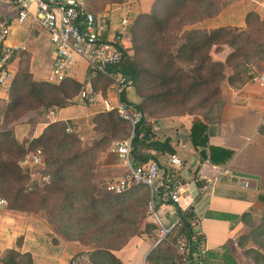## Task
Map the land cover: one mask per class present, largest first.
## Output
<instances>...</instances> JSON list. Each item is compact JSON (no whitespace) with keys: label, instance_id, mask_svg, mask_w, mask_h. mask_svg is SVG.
Listing matches in <instances>:
<instances>
[{"label":"trees","instance_id":"16d2710c","mask_svg":"<svg viewBox=\"0 0 264 264\" xmlns=\"http://www.w3.org/2000/svg\"><path fill=\"white\" fill-rule=\"evenodd\" d=\"M113 1L115 0H87L86 4L91 13L98 15L103 12L106 3ZM190 6L194 10L208 12V16L205 17L216 14L209 10H222L224 7L217 8L216 3L211 0H154L148 12L131 15V19L129 18L128 32L131 30L132 40L129 42L121 64V70L132 81V89L140 102L138 104L130 102L126 93L121 96L120 100L142 115V119L133 129L129 158L133 166H139L148 161L157 163L159 170L162 171L163 184V187L157 190L158 193L164 187L177 183L173 169L160 164L162 160L176 155L177 151L170 138L160 140L156 137L153 124L147 115L149 106H184L198 96L200 100L197 106L216 107L219 113L224 103L214 101V99L220 96V86L213 91L206 88L213 83L224 81L232 87L241 81L242 76L248 80L249 67L241 70L242 65L237 61L243 59L244 63H247L255 58L264 59V20L256 12L246 14L245 30L232 27L208 30L190 29L178 32L179 34L172 39H166L165 34L168 31L171 32L167 23L178 19L182 15V10ZM200 20L192 25L198 24ZM250 28H252L251 31H249ZM142 33L145 34L144 39H142ZM218 45H226L231 49L225 59L215 60L213 58L211 52ZM143 54L144 58H142ZM149 60L153 65L160 67L158 72L148 69ZM21 62H25L26 69L13 74L6 99L0 101L2 105L5 104L3 108H0V117L5 123L0 129V197L3 196L9 201L8 210L29 212L38 209L32 204L33 198H40L37 205L45 204L51 195L64 192V183L71 178H69L68 167L74 162L80 165L82 157L90 156L110 141L117 139L120 134L126 133L128 128L132 132V128L127 121L119 118L115 110L98 113L93 119L94 131L97 132L93 146L65 159L52 156L48 158L42 147L54 143L56 149L62 150L71 149L79 143V138L72 130L74 125L70 122L48 123L37 137L24 138L19 141L13 131L6 127V123L17 122L31 111L38 112V119L44 120L53 111L75 106L73 100L80 96L88 83L92 87L94 103L89 104L87 100L83 102L90 107L95 106L100 103L99 97L105 96V91L110 84L108 79L92 71H88L90 78L84 83L68 77L59 84L36 81L29 73L28 59L21 60ZM38 123L40 122L35 124ZM67 129L71 131L67 132ZM258 133L264 136V125L259 128ZM211 135L212 131L204 119L196 116L190 120L188 148L190 146L193 150L191 153L197 156L198 166L203 162H208L212 166H223L235 154L228 149L209 146ZM37 150L42 151L41 173L49 176L47 183L32 181V170L20 167V161ZM184 164L185 160H182V165ZM78 168L82 169L80 166ZM86 173L84 175L87 178L82 182H91V188L90 194H83V197L89 204L90 212L122 205L121 194L108 191V186L112 184V181L105 182L103 188H98L99 185L92 183L95 176ZM18 184L21 186H16ZM136 187L148 188L141 185ZM73 192L66 193V197L72 195ZM41 197L44 198L41 199ZM259 201L264 204L263 197H260ZM176 212L180 221L166 236L173 247L179 238L190 237L193 227L198 224V219L192 209L181 211L176 207ZM252 213L254 210L240 217H222L230 220L240 219L246 225L247 218L249 219L250 215L252 217ZM257 214L259 213H254V216L257 217ZM117 219L120 220L121 216ZM148 227L150 230L154 229L152 225ZM247 233L240 237L241 244L246 246L249 241L254 242L258 237L264 238V214L261 216L259 225L249 234ZM197 238L201 239V236ZM246 255L252 258L254 264H264V246L259 250L250 248L246 251ZM89 256L91 264H95V257L106 259L110 264H121L109 253L94 252ZM176 259L177 257L174 260ZM175 261L168 264H174ZM160 262L161 258L154 257L152 254L146 258L147 264H160ZM0 263L33 264L29 254H20L15 250H7L0 258Z\"/></svg>","mask_w":264,"mask_h":264},{"label":"crops","instance_id":"0c3cea01","mask_svg":"<svg viewBox=\"0 0 264 264\" xmlns=\"http://www.w3.org/2000/svg\"><path fill=\"white\" fill-rule=\"evenodd\" d=\"M86 1L84 0L88 10ZM258 1L243 0L240 6L244 10H254L252 9L253 4L256 7ZM153 2L154 0L113 1L106 3L103 12L98 15L107 14L112 23L116 25L126 10L130 18L131 15L148 12ZM15 18L16 11L12 6L7 2L0 5V26L7 25L10 28L6 45L18 48L11 61L13 74L17 72L21 59H28V69L33 79L47 81L53 63V50L48 34L30 21L18 24ZM222 19L214 20L209 26L205 22L198 23L190 29H216L224 25ZM232 20L233 18L229 17L227 22L232 24ZM243 23L241 21L237 26L243 27ZM88 74L86 63L76 58L69 70L68 78L84 83L90 78ZM89 86L91 87L88 83L85 89ZM126 94L128 100L133 101V98H129L128 92ZM260 94L258 98L244 97L225 102L220 112L216 114L215 120H211L214 123L207 121L212 131L209 146L228 149L235 153L226 165L212 166L208 162H203L198 166L197 156L190 152L191 154L184 159L185 164L181 168H173L174 178L177 179L176 185L180 188L183 203H186L184 210L192 209L198 219L196 231L205 242L206 264H254L252 258L246 255V251L250 248L240 242L246 225L240 219L230 220L222 216L240 217L250 213L259 209V198H264V136L258 133L259 128L264 125V101L261 100ZM99 98V105L102 107L106 101L115 106L117 99L111 82L105 91V96L101 95ZM5 99L6 94H1L0 100ZM83 111L84 107L81 105L56 110L47 115L46 121L49 123L71 121L74 125L77 124L76 114L83 113ZM169 123L171 129L186 123V130L183 129L173 136L166 134V137L160 139L170 138L176 148V155L179 157L182 152L187 151L188 139L183 144L178 136H188L190 120L181 121L179 118L176 122ZM35 126L33 136L23 134L16 138L21 141L24 138L37 137L43 125L40 122ZM155 129L159 130V127ZM161 164L167 165V161ZM160 172L162 175V171ZM159 180L160 178L155 187L157 206L162 205L160 207L163 209V214L168 217V227L165 228H169L177 221L178 216L174 205L160 202L157 190L163 187V184L162 181L159 183ZM37 220L35 216L25 217L9 210L0 213V257L7 250H15L20 254H29L33 264H70L72 257L77 255L78 249L62 242L51 247L43 245V231L37 224ZM13 224H17L16 228L20 226L19 233L15 234V237L21 238L19 245L16 244L17 238L11 237L8 231L9 227L15 228ZM140 239L155 242L147 237ZM153 247L147 244L142 251L143 264H147L146 258L152 252ZM118 254L117 259L121 264H129L127 260L119 259ZM138 264H140L139 261Z\"/></svg>","mask_w":264,"mask_h":264},{"label":"rangeland","instance_id":"374dc122","mask_svg":"<svg viewBox=\"0 0 264 264\" xmlns=\"http://www.w3.org/2000/svg\"><path fill=\"white\" fill-rule=\"evenodd\" d=\"M211 1L216 3L217 8L224 6L223 9L209 10L210 12H216V14L209 15L210 17H205L208 16V12H204L205 10H194L193 7L190 6L186 8V10H182V15L178 19L171 20L167 23L171 32L168 31L165 34V38L172 39V37H175L177 34H179L178 32L190 30V28L193 27L192 23L200 20L201 17L202 19L199 23L205 22L207 26H209V24H211L214 20L223 18L222 23L224 25L222 27H232L245 30V23H243V27H238L237 25L241 21L244 22L246 14L249 13L247 11L256 12L257 9L254 4L252 7L254 10L242 9L240 3L243 0ZM4 2H7V0H0V5H3ZM229 17L233 18V22H231L234 25L227 22ZM251 30L252 28L249 29V31ZM141 36L142 39H144L145 34L142 33ZM131 40L132 34L130 30L129 42ZM230 52L231 49L226 45H218L216 48H213L211 53L215 60H222L225 59ZM144 57L145 56L143 54L142 58ZM21 60L24 61V59ZM237 63L242 65L240 68L241 70H245L250 66H254L258 68V70L264 69V59L262 60L261 58L251 59L247 63H244L243 59H239ZM25 67V62H21L20 65H18L17 72L25 70ZM159 68V66L153 65L152 61L149 60L148 69L158 72ZM217 86H220L219 88L221 93L220 96L214 99V101H219L221 103L244 97L258 98L259 94L261 93V91L256 86L246 80V78L243 76L241 77V81L235 86L230 87L227 82L224 81L221 83H213L206 89L213 91ZM128 95L130 99L133 98V101H131L132 103L138 104L140 102V99L137 97L134 89L132 90L131 88L128 91ZM197 97L184 106H149L147 115L153 124V130L158 139L166 137V134L173 136L175 133L183 131V129L186 130V123H182L177 128L175 127L172 129L168 125L170 124L169 122L174 123L179 118L182 121L183 119L191 120L198 116L199 118L204 119L206 122L210 121V123H214V121L211 120H215L216 114L218 113L217 108H211L209 105L202 107L197 106L200 100V98ZM79 99L80 96H77L73 102H75V106H83L84 111L83 113L79 112V114H76L75 117L77 118V124H74V128H72L73 132L79 138V143H76L71 149L64 148L62 150L56 149V147H54V143H51L46 147H42L45 150L48 158L51 156L53 158L59 159L69 158L74 154L80 153L81 151L87 150L93 146L97 136V132L94 131L95 125L93 119L98 113L109 111L99 105V103L90 107ZM4 105L0 103V108H3ZM37 113L34 111L28 112L19 121L6 123V127L13 131L16 137L23 136V134H30L33 136L36 122L42 123L43 126L41 127V131L43 130L44 126L49 123V121H46L47 116L44 120H39ZM73 122L75 123V121ZM2 123L3 119L0 117V129L3 128V125H5V123ZM156 127H159V130H156ZM130 135L131 130L128 128L126 133L120 134L117 139L110 141L107 145L101 147V149L90 154V156L82 157L81 162L79 163L80 165H78L77 162H74L70 167H68L69 178H71L67 180L66 183H64V192L51 195L45 204L41 203L37 205L40 198H33L34 201L32 204L38 208L36 211H13L22 214L25 217L35 216L38 219L37 224L40 225L41 230L43 231V245L51 247L58 245L60 242L68 243L70 246L72 245L78 249L76 253L77 255L81 253L92 254L94 252H104L107 254H112L116 258L117 254L122 250L121 253L118 254L119 259L122 258L125 261L127 260L129 264H138V261L140 264H143L142 251L144 250L145 246L149 244L154 246L150 254H152L154 257H160V264H168L171 261H175L174 259L177 256L175 249L172 243L169 242L170 240L166 238L167 235L162 237L163 230L154 218L155 213L158 218L161 219V225L164 228L168 227V217L163 214V209L160 207L162 205L157 206V197L155 192L157 181L153 184V188L151 189L145 187L137 188L136 186L126 189L120 195L122 198L121 202H123L122 205L109 209H100L96 212H90L88 210L89 204L86 198L83 197V194H90L91 188V182H82V180L87 178L84 175L86 172H88L86 174H92L95 176V180L93 179L92 183L99 185L98 188H103V183L105 184V182H117L125 175L127 168L123 163V159L119 155L112 153L111 148L114 145L124 141ZM186 150L189 151H184L179 156L181 160L187 159L190 155V152L193 151L190 146ZM166 161L167 159L162 160V162ZM79 166L82 169H79ZM158 182H161V176ZM16 186L20 187L21 185L18 184ZM72 191H74L73 194L69 197H66V193ZM42 198L44 197H41V199ZM0 200L4 201L3 204H0V213H4L5 210H8L10 203L3 196L0 197ZM259 206V209L254 210V213H259L257 214V217L254 216V213H252V217L250 215L249 219L247 218L246 230L244 234L247 233V231V234H249L259 225L261 216L264 214V204L260 202ZM120 216L121 219H117ZM151 225L154 226L153 230H150L148 227ZM14 227L15 228L9 227L8 231L11 237L17 238L15 237V234L19 233L20 226L16 228V224ZM138 237H147L154 240L155 242H147L146 240L140 239ZM161 237L162 240L157 244ZM20 240L21 238H17V245H19ZM247 246L249 248L259 250L264 246V238L258 237L254 242L249 241ZM3 256L4 255H2L0 258ZM94 262L95 264H110L106 259H98L96 257L94 258Z\"/></svg>","mask_w":264,"mask_h":264},{"label":"built area","instance_id":"2783aa9c","mask_svg":"<svg viewBox=\"0 0 264 264\" xmlns=\"http://www.w3.org/2000/svg\"><path fill=\"white\" fill-rule=\"evenodd\" d=\"M7 3L16 11L15 21L18 24L30 21L48 34L53 50V63L47 82L52 84L63 82L68 77L76 58L86 63L88 71L99 74L111 82L117 103L112 106L106 101L103 106L107 111L115 110L120 119L130 124L132 132L128 138L111 148L112 153L123 159L127 171L121 179L108 186V191L121 194L132 186L153 188V184L160 178L157 163L148 161L133 166L129 158L133 129L142 119V115L120 100L133 85L121 70L125 51L129 45V12L126 10L115 25L107 14L90 13L84 0H7ZM256 8V13L264 20V0H259ZM9 35L10 28L7 25L0 26V96L7 93L12 82L11 61L18 49L6 45ZM247 76L248 81L261 91L260 98L264 101V69L258 70L250 66ZM80 100H87L89 104L94 103L90 86L80 93ZM69 131L67 129V132ZM42 158V151L37 150L20 161V167L32 170V181L47 183L49 176L41 173ZM167 166L172 169L181 168L182 160L177 155H172L167 160ZM159 200L161 203L174 205L181 211L187 210H184L186 203H183L180 188L175 184L164 187L159 193ZM3 203L4 201H0V204ZM177 216V221L166 229L154 213L155 220L163 230L162 237L179 223L178 213ZM197 225L193 227L190 237L179 238L174 245L177 255L174 264H206L207 250L204 239L197 238L201 236L196 231ZM70 264H91L90 256L87 253L78 254L70 260Z\"/></svg>","mask_w":264,"mask_h":264},{"label":"water","instance_id":"95a60500","mask_svg":"<svg viewBox=\"0 0 264 264\" xmlns=\"http://www.w3.org/2000/svg\"><path fill=\"white\" fill-rule=\"evenodd\" d=\"M178 137L181 139V142H182L183 144H185L186 141H187V139H188V136H186V135H179ZM161 240H162V238H160V239L158 240L157 244H158ZM157 244H156V245H157Z\"/></svg>","mask_w":264,"mask_h":264}]
</instances>
